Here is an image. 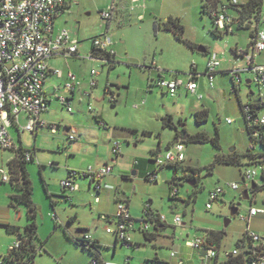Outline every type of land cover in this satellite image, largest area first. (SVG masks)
<instances>
[{
	"label": "rangeland",
	"instance_id": "1",
	"mask_svg": "<svg viewBox=\"0 0 264 264\" xmlns=\"http://www.w3.org/2000/svg\"><path fill=\"white\" fill-rule=\"evenodd\" d=\"M112 6L115 10L111 21L107 22L103 20L102 12L110 10ZM134 6L136 10L131 11ZM202 6V0H143L140 7L133 5L131 0H74L71 10L59 18L60 28H67L79 36L84 44L81 57L85 59L69 58L52 62V66L66 74L72 71L82 79L88 76V80L91 79L92 70H97L101 78L91 103L94 113L89 111V99L80 94L73 101L74 113H69L55 97L50 111L44 115L47 127L41 129L37 136L30 132L22 133L15 126L10 128L17 147L22 144L25 149L37 151V160L27 166L34 187L33 201L38 209L34 239L39 246L46 245L48 252L43 251L38 255L36 264H90V253L68 241L71 240L69 236H79L81 230L102 241L101 251L107 260H125L127 263L132 258V264H153L152 261L158 257L157 264H181V261L183 264H214V260L205 259L199 251L187 247L186 242L204 238L208 231L225 230L219 259L223 260L225 253L233 251L247 232L248 222L242 217H248L251 208L264 209L262 172L258 167L249 165L247 156L252 151L259 154L261 147L252 140L242 111V103L264 96V89L256 83L247 84V75L242 72L243 81L234 91L233 78L226 71L238 65L245 67L246 61L231 51L227 58L232 63L222 64L221 71L214 75V87L206 75L208 53L220 55L227 43L247 49L251 30L240 29L233 35L216 36L212 32L215 29L213 21L202 12ZM262 15L264 18V7ZM170 18L177 19L185 27L186 40L196 44L198 49H208V53L191 50L184 41L166 30L164 23ZM156 25L162 28L156 30ZM261 28H264V24ZM104 36L111 38L117 57V64L110 74L109 66L103 68L101 61L86 59L91 53L93 40ZM196 64L201 69L198 82L203 100L196 95L182 94L179 104V97L174 99L159 87H151L152 80L159 76L155 66L165 72L179 71L180 76L186 79L191 67ZM256 64L264 66V52L258 56ZM108 79L119 87L121 93L120 102L116 105L109 100L104 101L103 97L99 98ZM66 82L65 79L51 77L48 80L49 91L53 92L54 85L61 86L59 95L65 96ZM202 109L209 110V119L198 124L194 114ZM97 113H104L107 117L109 133L99 126L94 115ZM261 114L264 115V109ZM166 115L174 117L178 129L164 126L163 118ZM20 124L22 127L27 125L25 114L21 115ZM50 125L56 126V131ZM69 127H77L82 134L79 141L81 146L74 149H71L75 145H71ZM178 132L182 138L186 134L204 132L209 140L204 143L184 140L185 162L178 168L167 166L160 171L157 181L148 182L146 177L155 169L153 158L165 156L168 147L178 142ZM217 135L219 140L216 145L213 140ZM113 141L122 144L123 156L113 173L118 181H113L107 187L106 195L103 194L104 190L98 194L89 188L90 179L81 181V192L66 196L62 182L67 178L68 170L98 168L94 160L111 154ZM232 150L239 158V164L217 160ZM85 152L87 156L90 153L91 157L87 158ZM14 156L12 151H1L0 169H8V161ZM133 163L144 164L133 167ZM189 167L198 168L200 180L197 185L190 184ZM246 167L258 173L255 183L259 190L253 195L248 190L249 200L243 198L247 187L242 171ZM173 180L178 192L175 199L171 197ZM233 183L240 184L241 188L233 190L230 187ZM221 187L224 193L208 209L211 192ZM11 193L14 190L9 184L0 185V219L10 216L18 225H28L30 220L23 205L18 207L25 215L22 221H17L14 210L17 206H13L9 196ZM97 196L102 199L101 205L96 203ZM122 196L127 198L126 202L136 220L142 219L147 207L163 217L167 226L158 232L156 241L145 240L141 221L135 223L136 232L132 236L135 245L140 243L139 248L116 243V237L107 234L101 217L114 215L116 197L120 199L118 202H122ZM235 206H238V214L234 216L232 208ZM177 216L181 218L182 225L176 223ZM226 220L231 221L227 228ZM25 227L20 228L21 235L25 234ZM249 227L251 232L264 239V214L253 218ZM17 236L0 225L2 259Z\"/></svg>",
	"mask_w": 264,
	"mask_h": 264
},
{
	"label": "built area",
	"instance_id": "2",
	"mask_svg": "<svg viewBox=\"0 0 264 264\" xmlns=\"http://www.w3.org/2000/svg\"><path fill=\"white\" fill-rule=\"evenodd\" d=\"M133 5L140 7L141 0H131ZM72 5L74 0L70 2ZM69 0H0V150H16L13 139L10 134V128L16 126L20 132H30L36 135L40 129L47 127V124L42 120L41 115L47 111L48 102L45 94V84L49 73H53L58 77L63 76V71L60 69L51 70L49 61L54 57H62L69 59L78 56L81 40L77 34L67 28H57L56 21L68 6ZM242 0H227L217 10L211 12L210 17L214 20L215 27L220 31L228 30L229 34H233V25L235 23L234 16L231 14V5H240ZM115 7L102 12L103 20L110 22L112 12ZM135 6L131 11H135ZM142 20L143 17H140ZM252 52L250 53L237 49L235 52L243 55L247 61V65L242 70L230 71L235 83L239 86L242 83L241 73L248 75L251 83H256L264 89V66H258L254 63L255 55L264 52V30L257 33L252 39ZM93 48L97 52L107 54L111 57L116 56L113 49V42L110 37L104 36L93 40ZM97 58L94 53H90L89 60H99L104 64H109L107 57ZM222 61L217 54H211L206 67V75L210 79V85L214 87V75L221 67ZM100 73L97 70H92L89 86L95 88L97 86V78ZM200 74L197 73L195 65L192 66L187 78H182L179 73H174L168 77H161L157 81V86L169 96L175 98L181 91L198 96L199 100H203L199 94V85L197 79ZM82 85L81 81L75 73L70 71L67 74V82L64 85V90L67 93H74ZM61 86L56 87V92L60 93ZM109 101H116V96L110 94ZM85 96H90V92H85ZM264 99V96H260ZM59 101L65 106L69 113H72L73 108L66 96H59ZM93 111V107H89ZM244 111L247 114V119L251 127L264 126V115L254 117L250 105H244ZM26 115L27 125L22 127L20 117ZM232 123V120H229ZM104 125V124H103ZM53 131H56V126H50ZM70 141L77 139V132L71 129ZM260 131H255L254 138H260ZM112 153L119 157L122 153V145L120 142H113ZM31 153L25 154L27 162L32 161ZM186 160L185 146L182 142L175 143L169 150L166 151L164 157L157 156L155 165L159 169L158 173L150 174L148 182L157 181L160 170L167 166L181 165ZM252 165L258 167L261 172L264 169V156L252 161ZM113 172V166L107 164L99 168L89 167L87 170H70L66 180L62 182V187L67 191H78L79 178H87L93 182L99 183L103 178L110 176ZM257 170L251 167H246L242 171L244 184L247 190H250L252 184L257 178ZM0 180L4 184H9L12 180V175L9 168L0 169ZM233 190H239L241 185L233 183L230 185ZM224 193V189L217 188L212 191L209 198L208 209L212 208V204L216 202ZM178 195L176 189L171 193L174 198ZM99 201V199H97ZM264 214V209L251 208L248 217L242 219L248 222L247 237L257 249H247L244 244H241L239 249H234L231 252L225 253V258L231 255L238 256L242 250L251 252V264H264V239L251 232L249 223L258 216ZM101 220L108 223L106 232L114 234L118 241L124 246L133 247V239L131 232L133 230L132 216L129 207L124 202L117 204L116 214L111 220L107 216H102ZM162 220L164 221L163 217ZM114 226L112 227V223ZM176 223L182 225V220L179 216L176 217ZM153 225L150 222H142L141 230L150 232ZM87 240H93L90 235H86ZM21 241H15L10 247L9 252H14L21 247ZM186 246L197 251L204 250L205 240L196 238L188 240ZM218 252L210 248L206 251V258L214 259L218 256ZM221 254V253H220ZM173 256L175 254L173 253ZM249 256V257H250ZM0 264H5L0 260ZM90 264H98L97 261H92ZM128 264V262L126 263ZM182 264V262H181Z\"/></svg>",
	"mask_w": 264,
	"mask_h": 264
},
{
	"label": "trees",
	"instance_id": "3",
	"mask_svg": "<svg viewBox=\"0 0 264 264\" xmlns=\"http://www.w3.org/2000/svg\"><path fill=\"white\" fill-rule=\"evenodd\" d=\"M225 1L227 0H202L203 6H202V12L206 13L207 15L211 16V12L213 10H217L220 6H222ZM264 7V0H247L246 2H243L240 5H231L230 11L231 14L234 16L235 23L233 25V34H235L236 30L245 29V30H251V39L255 38L257 33L261 31V26L264 24V18L262 15V10ZM214 30L212 31L214 35L222 37L223 35H229L228 30L220 31L215 27L214 20ZM156 30L159 28H162V26H155ZM164 28L168 31H171L175 37L180 40L184 41L186 45L193 51H196L198 49V46L191 41H188L184 38L185 34V27L181 25V23L177 19L170 18L164 23ZM254 28V29H253ZM252 42L249 46V48L252 47ZM201 49L205 50L204 47H201ZM92 53L97 58L107 57L109 64L114 66L113 64H116V56L111 57L104 53H99L95 48L92 49ZM172 74L170 72H167V76H171ZM233 78V77H232ZM234 81V79H233ZM238 85L234 81V91L238 90ZM109 90V88H107ZM116 102V101H114ZM113 102V103H114ZM248 104L251 107L252 115L254 117H259L261 115V111L264 109V99L258 98L257 100H251L248 102ZM244 105L242 103V111L244 114V118L246 121L247 130L251 135L252 140H254L259 146L261 147V152L259 154H254L253 151L248 153L249 158V165H252V161L255 159H258L259 157L264 156V126L261 127H251L249 120L247 119V114L244 111ZM210 112L208 109H202L197 111L194 116L196 118V121L198 124H202L208 121ZM164 126L170 127L173 129H178L176 123L173 120V117L171 115H166L163 118ZM16 127V126H15ZM17 128V127H16ZM185 132L186 129L184 128ZM255 131H260V138H254L253 134ZM177 139L178 142L184 143V140H187L188 142L192 143H204L209 140V137L204 132L197 133L195 135L186 134L184 138H182V135L177 133ZM219 140V136L213 140V142L217 145ZM17 147V146H16ZM172 146H169L167 150H169ZM15 153V156L13 159L8 163V168L10 170V173L12 175V180L9 183L14 190V194L11 196L13 206H19L23 205L27 208V214L28 218L30 220L29 225L25 228V234L22 235L20 241H21V247L14 251L10 252L7 257H4L3 259L0 258L1 261H3L5 264H22L27 259L28 262L33 264L35 257L40 252V247L36 245L35 242V236L37 234V213L38 209L33 201V193H34V187L32 180L30 178L27 166L33 162H35V154L36 150L33 152L23 148L22 144L17 147L16 150H10ZM31 153L33 156L32 161L27 162L25 160V154ZM157 157V156H156ZM219 162L226 163V164H239V158L237 157L236 153H230L227 156H220L217 158ZM154 162L155 169L152 173H158L159 169L155 165V158L152 160ZM174 167L178 168L180 165H173ZM172 167V166H171ZM163 170V169H162ZM188 170L192 173H196L198 168L196 167H189ZM161 171V170H160ZM149 174V175H150ZM262 178L264 180V169L262 170ZM149 175L146 177V180H148ZM190 182H194V178L190 177ZM256 182V181H255ZM254 182V183H255ZM3 184V183H2ZM198 184V181L195 183V185ZM175 181L173 180L171 182V193L175 189ZM259 190V186L257 185V188L255 190L250 189L252 195ZM172 197V196H171ZM176 197H172V199H175ZM243 198L245 199V195H243ZM124 202V201H122ZM128 205V201L124 202ZM234 208V207H233ZM134 222V220L132 219ZM136 221V220H135ZM150 222L153 225V228L155 229V232L151 230L150 232H144L141 230V232L144 234L145 239L148 242H154L156 241V238L158 236V232H161L164 230L167 226L166 222L162 220V216L155 214L150 207H147L144 211V215L141 220H137V222ZM6 229L13 234H18L20 236V229L11 225H5ZM163 227V229H161ZM82 234L79 237H72L69 236V238L79 247H81L83 250L87 251L91 255V262L97 261L98 264H108L105 262V260L102 257V245L99 241L93 239V240H87L85 238L86 231L81 230ZM226 236L225 230L222 231H208L205 237L203 238L205 240V247L204 250L199 251L202 255H206V251L210 248L215 249L219 254L216 258L211 259L214 260V264H251V252L247 250H242L238 256L231 255L226 259L219 260L220 259V253L222 251V242L224 237ZM117 242H120L117 240ZM241 244H244L247 249H254V250H260V247H255L252 242L249 241L247 234L245 233L244 237L241 238L237 244L236 249H239ZM138 247L137 245L133 244L132 248ZM250 256V257H249ZM159 262L158 258H155L152 263L157 264Z\"/></svg>",
	"mask_w": 264,
	"mask_h": 264
},
{
	"label": "crops",
	"instance_id": "4",
	"mask_svg": "<svg viewBox=\"0 0 264 264\" xmlns=\"http://www.w3.org/2000/svg\"><path fill=\"white\" fill-rule=\"evenodd\" d=\"M71 2V0H69V3ZM143 2V0H141V3ZM71 8H72V4L70 3V4H68V6L66 7V9L63 11V13L60 15V17H62L65 13H67L68 11H70L71 10ZM59 17V18H60ZM140 17H142V16H140ZM59 18L57 19V21H56V27L59 29L60 27L58 26V20H59ZM260 30H264V28H261ZM229 35H233V34H229ZM251 41H252V39H250V44H251ZM250 44H249V46H250ZM84 47V44L82 43V41H81V45H80V50H79V54H78V56H76V57H73V58H76V59H85V58H83V57H81V49ZM92 49H93V47H92ZM237 49H241V50H244V49H242V48H240L239 47V45L238 44H236L235 46H231V45H229L228 43L227 44H225L224 46H223V49H222V51H221V53H220V55L219 54H217V53H208V49H205V51H204V53H208V57H207V61H206V64L208 63V60H209V58H210V55L211 54H217L218 55V57L221 59V61H222V64L223 63H225V62H227V63H232V60L231 59H228L227 58V54H228V52L229 51H231L236 57H238V58H242V59H244L245 61H246V59L244 58V56L243 55H239V54H237L235 51L237 50ZM92 51V50H91ZM244 51H246V52H248V53H250L251 55H253V52H252V49L251 48H247V49H245ZM263 53V52H262ZM262 53H260V54H257V55H255V58H254V63L256 64V61H257V58H258V56L259 55H261ZM60 60H67V59H64V58H62V57H54V58H52L50 61H49V65H50V68H51V70H55V69H58V68H55V67H53L52 66V62H57V61H60ZM115 60H116V64H117V57L115 58ZM103 63V62H102ZM116 64H113L114 66L112 67V65H107V64H104L103 63V68L105 67V66H109V74H110V72L115 68V66H116ZM222 64H221V67H222ZM246 65H247V61H246ZM246 65H245V67H246ZM257 65V64H256ZM196 66V68H197V73L198 74H200V77L197 79V83H198V85H199V90H200V84H199V82H198V80H200L201 79V69H200V65L199 64H196L195 65ZM243 65H238V66H236V67H233V69H229V70H227L226 72H228L229 74H230V71H233V70H242V69H244L245 67H242ZM221 67L218 69V72L217 73H219L220 71H221ZM192 68V67H191ZM155 69H156V71L159 73V76L156 78V79H154V80H152V85H151V87H158L157 86V81H158V79L159 78H161V77H168L167 76V72L168 71H163L162 69H160V68H158V67H156L155 66ZM61 70V69H60ZM63 71V70H62ZM190 71H191V69H190ZM190 71H189V73H190ZM171 74H174V73H179V74H181V72H179V71H176V72H170ZM188 73V74H189ZM68 74V73H67ZM67 74L65 73V71H63V76L62 77H58V76H56L55 74H53L52 72L51 73H49V75H48V77H47V80H46V84H45V94H46V97H47V102H48V109H47V111H45L42 115H41V118H42V120L45 122V117H44V115L46 114V113H48L49 111H50V105L53 103V101H54V98L56 97L57 98V100H59V93H57L56 92V85H54V87H53V92L51 93L50 91H49V87H48V80L51 78V77H54V76H56V77H58V78H60V79H65L66 81H67ZM76 74V73H75ZM77 75V74H76ZM77 77L79 78V80L81 81V83H82V85H81V87L80 88H78L77 90H76V92H74V93H66L65 94V96L69 99V101H70V103H71V105H72V108H73V101L75 100V98H76V95L77 94H80L82 97H86V98H88L89 99V103H90V106H91V103H92V99H94V92L96 91V89L100 86V78H101V73H100V76L97 78V86L95 87V88H91L90 86H89V81L90 80H88V76H85V77H83V79L82 78H80L78 75H77ZM247 81H250L249 80V77H248V75H247ZM252 84V83H251ZM104 87H103V89H102V93H101V95L99 96V98H101V97H103L102 99L105 101V100H109V92H108V90H107V88H109V90H110V94H114L115 96H116V102H114V103H112L113 105H116L117 103H119L120 102V99H121V93L119 92V87H117V85L116 84H114L113 82H111L109 79L106 81V83H104V85H103ZM85 92H90V96H85ZM164 94H166V95H168L166 92H164V91H162ZM182 94H184V95H193V94H189V93H187V92H185V91H181L180 93H179V95L177 96V97H179L178 98V100H177V102L179 103V104H181V95ZM177 97H175L174 99H177ZM252 100V99H251ZM250 100V101H251ZM80 102H82V99L80 100ZM249 102V101H248ZM247 102V103H248ZM61 103V102H60ZM246 103V104H247ZM62 106H64L63 104H61ZM65 107V106H64ZM68 111V110H67ZM90 111V110H89ZM91 113H94L95 112V110H94V108H93V111H90ZM103 112V111H102ZM72 113H74V109H73V111H72ZM95 115V119H96V121L98 122V124H99V126H101V127H104L105 128V130H106V133H109L111 130H110V126H108L107 124H108V121L106 120L107 119V117L104 115V113H97V114H94ZM173 117V116H172ZM173 120H174V117H173ZM174 122H175V120H174ZM46 123V122H45ZM104 124V125H103ZM50 126H52V125H50ZM70 129H75L76 130V132H77V139L75 140V141H70L71 142V145L73 146V145H75V146H73L71 149H74V147H76V146H81V142H79L80 141V137L82 136V134L80 133V130L77 128V127H69ZM115 128L117 129L118 127L117 126H115ZM41 130V129H40ZM39 130V131H40ZM39 131L37 132V134H36V136L38 135V133H39ZM113 134V133H112ZM98 137H99V135H98ZM113 142H115V141H113ZM113 142H112V145H111V149L113 150ZM119 142V141H118ZM122 145V144H121ZM16 146V145H15ZM173 146V145H172ZM112 150H111V154H109V155H103L102 156V158L101 159H98V160H94V162H95V164L97 165L96 167H102V166H105V165H107V164H111L112 166H113V172H112V174L110 175V176H107V177H105V178H103L99 183H96V182H93V181H91L90 180V182H89V188H92V189H94V191L96 192V193H98V194H101L102 193V191L104 192L103 194H105L106 195V189H107V187L108 186H110L112 183H113V181H118V180H115L116 178H114L113 177V173H114V168L119 164V160L122 158V156H123V152L121 153V155L119 156V157H116V156H114L113 155V153H112ZM1 151H10V150H0V152ZM86 153V157L87 158H89V157H91V155H90V153H89V155L87 156V152H85ZM35 161L37 160V151H36V154H35ZM156 158V157H155ZM13 159V157H11L10 159H9V161H8V163L11 161ZM151 159V158H150ZM154 159V158H153ZM84 163H86V162H84ZM144 163H139V164H135V163H133V167H136V166H141V165H143ZM70 170H72V169H70ZM70 170H68V174H69V171ZM160 173V172H159ZM68 174H67V177H68ZM135 175V174H134ZM86 180H88L87 178H79L78 180H77V183H78V185H79V190L78 191H75V192H72V191H67V190H65L64 188H63V190L65 191V193H66V196H72L71 194H76V193H79V192H81V190H82V185H81V181H86ZM88 184V183H87ZM0 185H4V183L2 184V182H1V180H0ZM10 185V184H9ZM85 185H86V183H85ZM11 186V185H10ZM12 187V186H11ZM14 193H11V194H9V196L11 195H13ZM69 198V197H68ZM97 199H99V201H97ZM116 200H117V204L119 203L118 201L120 200L119 199V197H116ZM121 200H124V201H126L127 200V198L125 197V196H122L121 197ZM96 203H98V204H102V199L100 198V197H98L97 196V198H96ZM15 212H16V219H17V221H22V219H23V217H24V215H25V212L23 211V210H21L19 207H15ZM117 210V209H116ZM129 210H131L130 209V205H129ZM26 211H27V208H26ZM14 212V213H15ZM130 213H131V211H130ZM115 214H116V212H115ZM115 214L114 215H109V216H107V215H105V216H107L108 218H110L111 220H113V218H114V216H115ZM15 215V214H14ZM27 215V217H28V214H26ZM131 216H132V219L134 220V222H133V225H134V227H133V230H132V232H131V237L133 236V232H136V226H135V223L137 222V220H136V218H134V216L132 215V213H131ZM29 219V218H28ZM136 220V221H135ZM102 222H104V221H102ZM110 223H112L111 225H112V227L114 226V223L113 222H111L110 221ZM104 224H105V226H104V230L106 231V226L108 225V223H106V222H104ZM0 225H2V226H5V225H11V226H14V227H17V228H23L24 226H28L27 224L26 225H24V226H20V225H18L17 223H15V220H14V218L12 219L10 216L9 217H6L5 219H0ZM25 227V228H26ZM161 229H163V227L161 228ZM20 232H22L21 230H20ZM81 232H80V234H79V236H81ZM86 234H88V235H90L93 239H95V240H97V241H99L100 242V244L102 245V241L98 238V237H95V236H93V235H91L90 233H88V232H86ZM107 234H109V233H107ZM22 235H24V234H22ZM21 235V236H22ZM114 235V234H113ZM79 236H77V237H79ZM115 236V235H114ZM116 237V236H115ZM134 237V236H133ZM132 237V239H133V242H135V240H134V238ZM145 237V236H144ZM17 240H19L18 239V236H17V239H16V241ZM146 240V239H145ZM68 241L72 244V245H74L75 243L73 242V241H71V240H69L68 239ZM147 241V240H146ZM148 242V241H147ZM116 243H118L117 242V238H116ZM120 243V242H119ZM174 243V242H173ZM136 244V243H135ZM140 244V243H139ZM137 245L138 246V248L140 247V245ZM38 247H40V252H39V254L38 255H41L42 253H43V251H45V252H48L47 251V249H46V245H44V244H41V246H39L38 244H36ZM76 245V244H75ZM123 245V244H122ZM79 247V246H78ZM85 251V250H84ZM117 251V248L115 247V252ZM87 252V251H86ZM9 249H8V252L5 254V256H2V257H7L8 255H9ZM89 253V252H88ZM201 253V252H200ZM37 255V256H38ZM202 255V254H201ZM36 256V257H37ZM36 257H35V259H34V263L33 264H36ZM102 257H103V259L105 260V262H107L108 264H126L124 261H122V262H120V261H115V259H110V260H107L104 256H103V254H102ZM1 258V257H0ZM158 258V257H157ZM205 259H206V256L204 257ZM159 260V259H158ZM182 262V264H183V261H181ZM22 264H31V263H29L28 262V259L24 262V263H22ZM59 264H61V263H59ZM128 264H132V258H129V261H128ZM203 264H205L204 262H203Z\"/></svg>",
	"mask_w": 264,
	"mask_h": 264
},
{
	"label": "water",
	"instance_id": "5",
	"mask_svg": "<svg viewBox=\"0 0 264 264\" xmlns=\"http://www.w3.org/2000/svg\"><path fill=\"white\" fill-rule=\"evenodd\" d=\"M200 52H204L205 50H203V49H201V48H199L198 49ZM247 84H251V81H247ZM234 150H232L231 151V153L233 152ZM190 184L191 185H194V182H190ZM252 190H255L256 188H257V184L256 183H253L252 184ZM249 192L250 191H246L245 193H244V195H245V199L246 200H249ZM232 214L235 216V215H237L238 214V206H235L234 208H232ZM230 223H231V221L230 220H226V222H225V227L227 228L229 225H230ZM21 235L20 236H18V239L20 240L21 239Z\"/></svg>",
	"mask_w": 264,
	"mask_h": 264
},
{
	"label": "flooded vegetation",
	"instance_id": "6",
	"mask_svg": "<svg viewBox=\"0 0 264 264\" xmlns=\"http://www.w3.org/2000/svg\"><path fill=\"white\" fill-rule=\"evenodd\" d=\"M188 175L191 176L192 178H194V185H195V183H196L198 180H200V178H199L197 172H196V173L189 172Z\"/></svg>",
	"mask_w": 264,
	"mask_h": 264
}]
</instances>
